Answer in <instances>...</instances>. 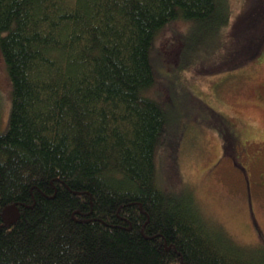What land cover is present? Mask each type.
<instances>
[{
    "label": "trees",
    "instance_id": "trees-1",
    "mask_svg": "<svg viewBox=\"0 0 264 264\" xmlns=\"http://www.w3.org/2000/svg\"><path fill=\"white\" fill-rule=\"evenodd\" d=\"M178 20L190 23L180 66L189 37L233 42L219 34L227 0H0L11 84L0 209L20 210L0 222V264H264V247L234 244L191 195L157 181L173 117L146 94L158 79L151 49ZM236 37L228 70L256 59L264 28Z\"/></svg>",
    "mask_w": 264,
    "mask_h": 264
},
{
    "label": "rangeland",
    "instance_id": "rangeland-1",
    "mask_svg": "<svg viewBox=\"0 0 264 264\" xmlns=\"http://www.w3.org/2000/svg\"><path fill=\"white\" fill-rule=\"evenodd\" d=\"M227 3L228 24L219 34L233 42L222 43L206 32L203 42L189 37L180 66L190 23L173 21L154 38L151 55L158 79L146 94L173 117L155 153L157 181L166 190L191 195L203 219L222 229L234 244L264 247V185L259 186L264 184L259 178L264 173V103L258 96L264 92V41L260 57L244 66L228 70L222 63L228 60L226 51L239 46L236 35L264 28L259 13L264 0ZM199 43L203 48L194 52ZM241 54L231 57L247 53ZM10 107L11 84L0 53V133L6 129ZM218 121L231 124L245 146L241 157L236 144L231 151L245 167L249 186L223 154L224 141L214 130Z\"/></svg>",
    "mask_w": 264,
    "mask_h": 264
},
{
    "label": "flooded vegetation",
    "instance_id": "flooded-vegetation-1",
    "mask_svg": "<svg viewBox=\"0 0 264 264\" xmlns=\"http://www.w3.org/2000/svg\"><path fill=\"white\" fill-rule=\"evenodd\" d=\"M261 55V54H260ZM260 55L257 57L259 58ZM261 58L260 60H262ZM258 96H261L260 99H262V102L264 103V92L262 94H258ZM214 130L217 132V134L223 139L224 141V147L223 154L227 155V159L230 163V165L238 172H240V176L244 181V184L250 185L249 182V176L246 177L247 172L244 166H242L237 160H238V154L243 156L245 152V146L240 145V142H238V134L235 130V128L231 127V124H225L222 121H218L217 124L214 125ZM236 144V149H239L238 154L235 156L232 154L233 145ZM228 148V149H227ZM259 178L264 181V173L259 174ZM264 184H260L259 186H263ZM0 222H1V209H0Z\"/></svg>",
    "mask_w": 264,
    "mask_h": 264
},
{
    "label": "water",
    "instance_id": "water-1",
    "mask_svg": "<svg viewBox=\"0 0 264 264\" xmlns=\"http://www.w3.org/2000/svg\"><path fill=\"white\" fill-rule=\"evenodd\" d=\"M20 217V210L17 204H9L1 210V221L4 225H12Z\"/></svg>",
    "mask_w": 264,
    "mask_h": 264
}]
</instances>
